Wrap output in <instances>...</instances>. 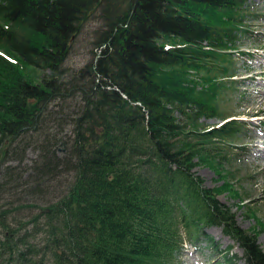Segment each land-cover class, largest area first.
I'll use <instances>...</instances> for the list:
<instances>
[{
	"label": "trees",
	"instance_id": "trees-1",
	"mask_svg": "<svg viewBox=\"0 0 264 264\" xmlns=\"http://www.w3.org/2000/svg\"><path fill=\"white\" fill-rule=\"evenodd\" d=\"M244 3L0 0V264H170L211 226L240 248L230 264H264L256 230L219 198L231 183L195 170L239 131L216 108V74L232 77ZM96 12L99 53L67 77L70 39Z\"/></svg>",
	"mask_w": 264,
	"mask_h": 264
},
{
	"label": "rangeland",
	"instance_id": "rangeland-1",
	"mask_svg": "<svg viewBox=\"0 0 264 264\" xmlns=\"http://www.w3.org/2000/svg\"><path fill=\"white\" fill-rule=\"evenodd\" d=\"M264 10V0H245L243 12L244 28L247 31L238 32L235 37V46L239 52L229 53V62L226 63L228 75L235 82L230 83L231 78H224L223 73H217V77L224 82V87L216 91V108L226 116H234L235 125L238 133L231 142L211 143V147H217L221 150L224 160L222 162H210L213 166L201 163L196 167V172L203 178L208 187H217L221 184L217 171L222 173L223 178L228 180L231 185L228 192L219 196L220 200L231 207L235 213L236 222L241 228L247 231L258 233L257 241L264 250V229L258 225L259 221L264 222V169L258 162L259 159L254 156L252 150H247L252 140L251 134H256L264 130V104L259 103L253 98L252 86L260 80L261 75L258 72L253 73L252 68L259 64L264 65V16L261 12ZM95 15L90 16L80 27L78 33L72 35L70 39V52L63 66L66 68L67 77L70 73L82 69L87 63L93 62L99 53V48L94 47L93 41L100 29L104 26V17ZM103 18V19H102ZM104 23V24H103ZM260 24L261 26H256ZM103 25V26H102ZM173 40H166L164 44H172ZM244 52V54L240 53ZM222 66V65H218ZM218 66L212 67V69ZM34 80L41 76L50 74L49 71L34 69L32 72ZM250 75H254L252 80H246ZM222 78V79H221ZM233 81V80H232ZM71 100L64 104V112L68 115L71 106ZM222 114V116H223ZM52 116V115H51ZM255 117L253 124L249 123L248 118ZM260 120V121H259ZM223 122L221 117L203 118L198 121L200 130H206L211 126H218ZM201 137L200 135L192 134ZM19 156V155H16ZM35 157V153L27 151L24 156L25 162H30ZM12 163H16L13 161ZM222 163V164H221ZM52 184V183H50ZM24 216H28L26 213ZM257 230H259L257 232ZM204 234L198 240L187 242L183 249L177 254L174 263L170 264H211L218 261V264H230L225 257L226 249L231 247V252L241 255L240 248L216 226L206 227ZM207 237H211L208 241ZM194 260V261H193ZM236 264H244L243 260Z\"/></svg>",
	"mask_w": 264,
	"mask_h": 264
},
{
	"label": "bare ground",
	"instance_id": "bare-ground-1",
	"mask_svg": "<svg viewBox=\"0 0 264 264\" xmlns=\"http://www.w3.org/2000/svg\"><path fill=\"white\" fill-rule=\"evenodd\" d=\"M261 1V0H258ZM261 14L264 16V10L261 12ZM264 28V23L261 24ZM260 24H257L256 26H261ZM105 45L102 46L104 48ZM253 73H259L261 75H264V65H257L252 68ZM254 78V75H250L249 77L246 78V80H252ZM252 92L254 93L253 98L257 100L259 103L264 104V76L260 77V80L256 81L255 84L252 86ZM249 123L253 124L254 121L256 120L255 117L253 118H248ZM260 121V120H259ZM252 140V144L247 146V150H252L254 152V156L257 157L258 162L264 169V130L259 131L256 134H251L250 136ZM194 261V260H193ZM196 264H201L199 261H194ZM211 264H218V261H214Z\"/></svg>",
	"mask_w": 264,
	"mask_h": 264
}]
</instances>
